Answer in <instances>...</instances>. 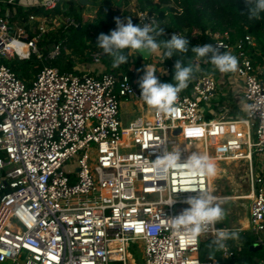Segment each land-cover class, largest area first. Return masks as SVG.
I'll return each instance as SVG.
<instances>
[{
	"label": "built area",
	"instance_id": "1",
	"mask_svg": "<svg viewBox=\"0 0 264 264\" xmlns=\"http://www.w3.org/2000/svg\"><path fill=\"white\" fill-rule=\"evenodd\" d=\"M65 1L4 0L45 11ZM131 14L142 26L148 22L145 13ZM47 20L30 16L27 24H14L0 16V55L41 60L38 43L54 29H47ZM72 27L78 25L67 17L59 28ZM208 35L219 53L237 57V70L221 73L196 57L197 73L178 94L175 115L158 114L140 98L139 80L148 65L119 75L44 67L29 82L0 66V264H134L129 250L139 242L144 264H221L198 255L214 231L190 242L171 227V218L189 207L185 200L198 195L178 190L194 184L214 202L227 198L214 195L210 177L190 179L175 170L157 175L153 162L178 146L189 147L179 150L181 163L203 153L214 162L249 164V230L253 246L264 249V65L256 66L248 54V46H255L251 35L234 42L228 32ZM67 51L60 41L47 58ZM100 57L94 52L93 64H100ZM149 65L157 79L171 71L169 64ZM203 65L211 73L201 74ZM228 80L243 83L250 109L243 118L208 120L201 105L222 92ZM127 104L140 112L126 122L121 115ZM235 245L222 250L228 264H241L234 262L242 250Z\"/></svg>",
	"mask_w": 264,
	"mask_h": 264
},
{
	"label": "trees",
	"instance_id": "2",
	"mask_svg": "<svg viewBox=\"0 0 264 264\" xmlns=\"http://www.w3.org/2000/svg\"><path fill=\"white\" fill-rule=\"evenodd\" d=\"M91 6L95 8L93 16L85 17L84 11L86 6L77 0H68L59 4L51 11H45L38 7L24 8L22 6L8 4L4 0H0V16L9 17L10 20H18L20 23L27 24L30 16H37L46 19H59L64 23L65 18L72 17L76 21L78 27H72L64 31L60 28V36L56 37L51 32L46 35L38 43V47L42 53V59L31 56L27 60L15 58H0V66L3 65L12 71L19 79L29 82L44 67H55L60 72H69L76 75L83 74L78 67H87L93 63L92 54L99 52L101 54L100 61L105 72L127 73L129 69L139 71L143 65L155 64L161 67L162 64L171 66L170 73L161 72L158 78L160 83H175L174 66L178 60L182 61L183 66H191L194 75L195 67L193 60L197 55L192 52L191 42L202 34V43L210 44V36L208 33L228 32L231 41L243 37L246 34L251 35L256 42V51L261 52L264 56V13H261L260 19L249 20L245 0H137L138 13H146L148 22L153 28L159 32L163 30L160 36H157V42L160 40H170L175 32L182 33V37L188 40L187 52H174L171 58H165L166 49L161 47L158 52L152 53L150 59H144L138 51L124 50L123 54L127 57V62L119 67L113 68L112 58L105 54L101 48L97 46V37L103 34H109L111 30L116 28V19L122 22L126 14L127 8L130 7V0H87ZM132 17V14H129ZM134 25L139 24L137 18L132 19ZM142 26V25H141ZM63 41L69 52H63L57 59L49 60L47 58L49 49L56 43ZM51 45L49 49L46 46ZM210 53L207 57H209ZM207 57H201V60ZM77 59V61H75ZM204 65L202 66V69ZM161 71V70H160ZM190 76V77H191ZM240 244L243 246L242 253L238 254L235 263L241 264H259L264 259V249L253 252L250 247L254 244V235L250 230H246L237 236ZM235 238L229 239L226 243L234 246ZM208 239L201 243L198 252L202 261L218 259L221 264H228L222 258V251L215 252L209 256ZM232 262V261H231Z\"/></svg>",
	"mask_w": 264,
	"mask_h": 264
},
{
	"label": "clouds",
	"instance_id": "3",
	"mask_svg": "<svg viewBox=\"0 0 264 264\" xmlns=\"http://www.w3.org/2000/svg\"><path fill=\"white\" fill-rule=\"evenodd\" d=\"M249 20L260 19L264 13V0H245ZM163 30L157 32L152 25H134L131 19L127 18V23L116 19V28L109 34L101 33L97 37V46L105 54L112 58L113 68L119 67L127 62L124 50L139 51L142 53H156L163 47L165 58L174 56V52L184 53L188 50V40L177 34H173L170 40H160L156 37L162 34ZM197 57H207L212 53L211 64L221 73H231L237 70L238 59L230 53H219L211 44L197 45L191 48ZM193 68L183 66L178 60L174 66L175 83H160L155 75L156 71L151 66H144V74L139 80L141 88L140 98L158 114L175 115L178 109L174 107L178 100V94L188 87ZM250 106L244 104L243 111H248ZM181 153L179 149L164 151V154L153 162V167L159 176H167L173 170L184 172L190 179L199 176L214 177L217 174V165L206 154L194 153L190 155L184 163L180 162ZM178 191H196L198 195L190 196L185 200L189 205L182 213L171 218V227L179 231L190 242H196L199 237L214 231L215 235L208 243L209 256L215 252L226 249V241L235 238L236 233L227 229H216L215 225L222 221L226 215L219 203H214V197L196 189L194 184L182 188ZM175 200L170 201L172 205ZM23 218V216H22Z\"/></svg>",
	"mask_w": 264,
	"mask_h": 264
},
{
	"label": "rangeland",
	"instance_id": "4",
	"mask_svg": "<svg viewBox=\"0 0 264 264\" xmlns=\"http://www.w3.org/2000/svg\"><path fill=\"white\" fill-rule=\"evenodd\" d=\"M78 2H80L81 0H77ZM86 2L85 6H86V10L84 11L85 17L88 16H93L95 13V8L93 6H91L89 4V2L87 0H83ZM92 2V0H90ZM97 1V0H95ZM137 8V2L136 0H131L130 2V7L127 8L126 10V14L124 17V20L127 21V18H130V14L131 13H136L138 10ZM136 10V11H135ZM146 14V13H145ZM147 17V15H146ZM18 20H16L15 23H17ZM65 22V20H64ZM60 24L63 25L64 23H62V21H60L59 19L53 20V19H48L47 23H46V27L48 30H50L52 27H54L53 31H48L51 32L54 36L59 37L61 34L59 32L60 30ZM199 35H197L196 37H194V39L192 40V42L190 43L191 46L192 45H200L202 43V34L198 33ZM46 37H48V35H46ZM51 47V45L46 46V49H49ZM69 50L66 52L68 53ZM152 57V55H151ZM196 58V57H195ZM194 58V59H195ZM200 61V57L197 58ZM211 60V56L206 58V61L208 63V65H210L209 67H214V65L211 64L210 62ZM75 61H77V59H75ZM194 61V60H193ZM192 61V62H193ZM78 67L82 70V66ZM99 68H101V70H104L102 66H100ZM201 74H203V72H200ZM229 95V94H228ZM221 96L226 97L222 92H218L216 97L214 99H212L210 102H206L204 101L201 105L202 110H204L206 112V117L208 120H216L217 118H215L214 116H211L209 114V110L210 108H214L215 105L217 103H220L221 100L223 101V99H227V98H222ZM228 101V100H225ZM124 110L125 114L128 113L129 110H132L133 112L135 111L136 114H139V109L136 106H133L132 104H127L124 105ZM125 121L124 116L122 117L121 115V120ZM259 161L258 156L255 157V162ZM217 165V174L214 177H211V184H212V189L214 191V195L219 197V198H226V197H230L231 199L228 200H221L218 203L221 205V207L224 209L225 213L227 216H229V218L231 219L228 222V226L227 228H233L234 225L236 224V220H238L239 218H242V213L240 210L241 206L240 204H238V202L233 201L235 196H245L247 193V186H248V182H249V178H250V166L246 161H223V162H215ZM73 167V170H75L74 165L69 166L68 168ZM248 207V204H247ZM180 207H176L175 211H177ZM227 212H229V215L227 214ZM225 215V217H226ZM225 220H222L220 222H218L219 224H224ZM227 225V224H226ZM143 244L141 242H139V244L136 247H133L129 250V252L132 254V258L134 259V264H144V258H143Z\"/></svg>",
	"mask_w": 264,
	"mask_h": 264
},
{
	"label": "crops",
	"instance_id": "5",
	"mask_svg": "<svg viewBox=\"0 0 264 264\" xmlns=\"http://www.w3.org/2000/svg\"><path fill=\"white\" fill-rule=\"evenodd\" d=\"M7 19L10 21V23H14L16 21H11L9 17H7ZM15 24H20L19 21H17V23ZM253 38V37H252ZM254 39V38H253ZM255 42V39H254ZM256 47V42H255V46H248V54L251 57L252 61L254 62V64L256 66H263L264 65V56H262L261 52L256 51L255 49ZM201 59V57H200ZM205 59V58H204ZM101 65L100 64H91L87 67H83L82 71L83 73L86 72H91L92 74H99L104 72V70H101V68H99ZM203 73L205 74H209L211 73V69L204 65V68L202 69ZM197 72H194V74ZM243 91H244V87H243V83L240 81H229L227 83V86L223 88L222 93L226 96H221L222 98H227V99H223V101L221 100L220 103H217L215 105V107L212 109H210L209 114L211 116H214L215 118L220 117V116H225L226 118H243L245 116V111L242 110V106L245 104V102L243 101ZM229 94V95H228ZM228 100V101H225ZM125 118V121H129L133 118H135L136 116H138V114L134 112L128 114V115H123ZM179 149L184 150V146H179ZM258 165V161L255 162L254 167ZM247 192H248V186H247ZM247 194V193H246ZM230 197H227L226 199H222V200H228ZM231 199V198H230ZM248 214H247V219H248V225L246 227H240V226H236L234 225L235 228H231L229 230H232L234 233H236V237L234 240V246H232L234 249L236 248V245H240L242 247V250L240 253H242L243 251V246L240 244L237 236L241 235L243 232H245L246 230H249V206H250V201H248ZM227 214L229 215V212H227ZM226 219V222L224 221V224H219L217 223V226L222 229V228H227L228 226V222L231 220L229 218V216L226 215V217H224L223 220ZM227 224V225H226ZM208 239H212V238H208ZM205 239L204 241L208 240ZM202 241V242H204ZM227 244V243H226ZM239 253V254H240ZM222 254V253H221Z\"/></svg>",
	"mask_w": 264,
	"mask_h": 264
},
{
	"label": "bare ground",
	"instance_id": "6",
	"mask_svg": "<svg viewBox=\"0 0 264 264\" xmlns=\"http://www.w3.org/2000/svg\"><path fill=\"white\" fill-rule=\"evenodd\" d=\"M175 149H179V146L178 147H176ZM179 150H181V149H179ZM185 150H189V147H186V146H184V151ZM211 178V177H210ZM211 180V179H210ZM214 192V191H213ZM230 199V198H229ZM222 199H218V200H216L214 203H218L219 201H221ZM233 201H236V202H238V204H240L241 206H239L240 207V210H241V213H242V218H239L238 220H236V226H240V227H246L247 225H248V219H247V214H248V207H247V204H249V199L248 198H246L245 196H235L234 197V199H233ZM215 228L216 229H220L218 226H217V224L215 225ZM233 228H235V227H233ZM222 229H227V230H229V229H231V228H222Z\"/></svg>",
	"mask_w": 264,
	"mask_h": 264
},
{
	"label": "water",
	"instance_id": "7",
	"mask_svg": "<svg viewBox=\"0 0 264 264\" xmlns=\"http://www.w3.org/2000/svg\"><path fill=\"white\" fill-rule=\"evenodd\" d=\"M79 3H81V4H83V5H85L86 4V2L85 1H83V0H81ZM139 52V51H138ZM140 53V55L144 58V59H150L151 58V55H152V53L151 54H147V53H142V52H139ZM0 58H3V56L2 55H0ZM178 133V132H177ZM250 250L251 251H253V252H256V251H260V250H262V247L261 246H251L250 247Z\"/></svg>",
	"mask_w": 264,
	"mask_h": 264
}]
</instances>
